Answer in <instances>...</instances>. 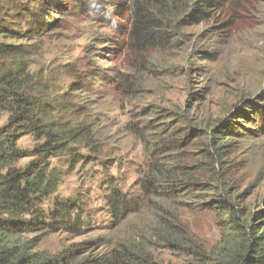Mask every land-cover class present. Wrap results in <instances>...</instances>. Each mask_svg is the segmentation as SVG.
I'll use <instances>...</instances> for the list:
<instances>
[{"label": "trees", "instance_id": "1", "mask_svg": "<svg viewBox=\"0 0 264 264\" xmlns=\"http://www.w3.org/2000/svg\"><path fill=\"white\" fill-rule=\"evenodd\" d=\"M238 1L130 0L131 48L145 54L166 48L191 56L196 38L185 30L209 25L218 13L223 16L231 2ZM65 2L0 0V120L7 118L0 129V264H157L155 252L159 250L172 252L190 264H264V198L261 208L247 203L255 194L258 179L243 187L240 171L249 166L247 161L238 162L239 138L247 135L237 130L245 120L252 124L257 115L264 121V104L245 101L229 119L222 120L146 107V116L157 123L154 128L159 136L151 141V130L134 135L146 146L148 168L140 185L148 202L154 200L153 214L148 221L132 225L123 239H86L93 226L70 199L55 197L46 207V200L63 182L52 161L61 155L75 159L83 146L97 152L103 141L98 138L101 127L88 119L87 110L85 119L71 118L79 105L74 109L69 106L60 93L61 85L52 78L54 73L48 77L45 71L32 69L38 50L29 47L57 28L58 24L53 26L49 20L62 17ZM186 61L185 66L193 65L190 59ZM134 67L147 72L149 62ZM101 70L106 74L102 79L111 75L109 69ZM169 70L163 67L162 72ZM115 74L116 83L126 85L127 93L135 95L134 73ZM89 84L80 79L70 83L69 95L89 92ZM27 136L38 142L32 153L19 147ZM29 158L32 160L22 166ZM108 207L117 222L114 228L140 215V210L130 213L131 202L118 188L111 190ZM196 209L215 212L221 218L223 235L211 248L184 222L183 211ZM59 233L84 239L51 253L37 251V243L25 238Z\"/></svg>", "mask_w": 264, "mask_h": 264}, {"label": "rangeland", "instance_id": "2", "mask_svg": "<svg viewBox=\"0 0 264 264\" xmlns=\"http://www.w3.org/2000/svg\"><path fill=\"white\" fill-rule=\"evenodd\" d=\"M62 11V17L53 15L58 19L49 20L53 26L58 24L57 28L34 40V46L29 47L38 50L32 69L45 71L48 77L54 73L52 78L61 85L60 93L69 106L74 109L79 105L71 118L80 121L81 116L83 120L87 110L88 119L96 128L101 127L98 138L103 141L97 152L83 146L75 159L61 155L52 161L61 171L63 182L56 194L46 200V207L55 197L70 199L81 209L80 216L93 226L86 239L107 242L123 239L132 225L148 221L153 214L154 200L148 202L140 185L148 168L146 146L134 135L139 130L142 134L151 130L148 136L151 141L159 136L154 128L157 123L146 116V107L154 105L169 112L177 111L179 116L185 113L222 120L229 119L245 101L264 104V0L231 2L223 16L218 13L209 25L186 29L196 38L197 46L191 56L166 48L151 49L147 54L132 49L130 0H67ZM187 59L192 66H185ZM143 62H149L147 72L134 67ZM163 67L170 70L163 73ZM101 69H109L111 75L102 79L106 74ZM120 71L134 73L135 95L127 93L126 85L116 83L117 76L112 74ZM78 79L90 83L89 92L69 95L68 85ZM84 101L86 104L81 106ZM255 118L252 124L247 120L241 122L242 129L237 130L247 135L239 138L242 142L238 162L247 161L249 166L248 170L240 171L243 187L258 179L255 194L247 201L257 209L264 198V121L259 115ZM172 119L176 117L161 122ZM6 121V116L0 120V129ZM169 127L170 124L162 130ZM37 144L33 137L27 136L19 147L32 153ZM115 188L122 190L131 202L130 213L140 210V215L131 216L116 228L117 222L108 207V197ZM183 219L209 248L221 240L223 230L217 213L200 209L183 211ZM25 238L37 243V251L51 253L84 239L62 233ZM155 259L157 264H190L166 250L156 251Z\"/></svg>", "mask_w": 264, "mask_h": 264}]
</instances>
